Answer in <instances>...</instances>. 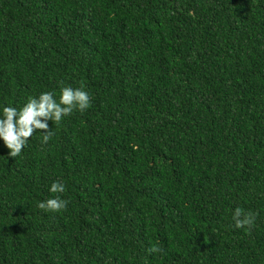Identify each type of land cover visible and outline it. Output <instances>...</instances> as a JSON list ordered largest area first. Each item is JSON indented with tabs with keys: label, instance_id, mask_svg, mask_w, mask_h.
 I'll return each mask as SVG.
<instances>
[{
	"label": "trees",
	"instance_id": "1",
	"mask_svg": "<svg viewBox=\"0 0 264 264\" xmlns=\"http://www.w3.org/2000/svg\"><path fill=\"white\" fill-rule=\"evenodd\" d=\"M81 85L0 141V264H264V0H0V104Z\"/></svg>",
	"mask_w": 264,
	"mask_h": 264
},
{
	"label": "clouds",
	"instance_id": "2",
	"mask_svg": "<svg viewBox=\"0 0 264 264\" xmlns=\"http://www.w3.org/2000/svg\"><path fill=\"white\" fill-rule=\"evenodd\" d=\"M91 96L85 86L78 88L63 86L56 91H42L27 98L22 106L11 102L0 104V141L9 150L11 157L21 155L29 140L37 130L40 131L42 142L47 143L54 136L53 128H49V121L57 125L71 115L74 110L84 111L90 107ZM49 193L56 194L38 203V207L45 211L60 212L67 209L70 201L60 194L66 192V184L54 180ZM256 222V215L237 207L232 214V227L251 231ZM153 251L157 249L153 248Z\"/></svg>",
	"mask_w": 264,
	"mask_h": 264
}]
</instances>
